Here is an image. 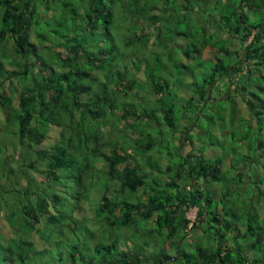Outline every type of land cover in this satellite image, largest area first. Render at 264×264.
Returning <instances> with one entry per match:
<instances>
[{
	"label": "trees",
	"instance_id": "16d2710c",
	"mask_svg": "<svg viewBox=\"0 0 264 264\" xmlns=\"http://www.w3.org/2000/svg\"><path fill=\"white\" fill-rule=\"evenodd\" d=\"M239 1H201L209 13L187 31L180 26L192 24L190 0H0V177L16 174L11 160L21 149L26 184L13 192L29 194L2 206L17 264H28L35 245L77 237L72 226L81 223L99 229L81 230L67 244L68 264H264V173L256 178L264 155V0ZM126 15L123 45H154L162 35L166 51L155 45L123 60L112 25ZM171 39L179 47L165 60ZM233 40L240 49L230 47ZM132 69L151 96L134 89L141 79ZM238 102L245 110L237 114ZM115 116L132 123L134 135L124 134L131 153L110 147L118 139H102ZM228 117L237 126L225 145L219 138L227 137ZM168 131L173 137L164 144ZM207 132L218 135L212 155L206 141L184 151L172 140L193 144ZM50 136V147L37 148ZM30 166L59 188H30ZM59 191L75 197L69 210ZM11 256L0 263L15 264Z\"/></svg>",
	"mask_w": 264,
	"mask_h": 264
},
{
	"label": "rangeland",
	"instance_id": "374dc122",
	"mask_svg": "<svg viewBox=\"0 0 264 264\" xmlns=\"http://www.w3.org/2000/svg\"><path fill=\"white\" fill-rule=\"evenodd\" d=\"M201 1H203L204 3H207V0H190V3L192 5H194V7L189 10V12H190V14H189L190 16L189 17H190V21H192L191 22L192 24L191 25H188V24L181 25L180 28H186L187 31H190V29L193 28V26L195 25L194 23H196V21H198L200 19V17H202V16L204 17V15H206V13H209V11H205V14H203L201 12L200 7H198V4L201 3ZM214 1L215 0H209L208 3H210V5H211V3H214ZM224 1L225 0H222V3H224ZM233 1H236L237 3H241L239 0H233ZM55 6H58V5L56 4ZM242 8L246 9L247 6L243 5ZM41 11H43V10H41ZM50 11H53V9L52 10L50 9ZM39 12H40V6H39ZM43 13L47 16L48 13H49V10H45V11H43ZM128 22H129V19H128V16L126 15V16L123 17V20L121 22L116 20V21L113 22V25H112V31L114 33H116L117 38H118V39H116V41H119V42H117V44H118V46L121 49L120 51L122 52V54H125V56H126V57L122 56L123 60H125V58H126V60H129L130 58L128 57V55L131 54L132 51L133 52L136 51V54L137 53L142 54V53H145L148 49H151L152 46L154 47L155 45H156L157 49L158 48L159 49L160 48H164L163 50L166 51V48L163 47V41H161V38H166V37H164L162 35H160L161 37L159 39L157 38L158 40L155 41L154 45L151 44L152 41H150V40L146 41L147 44L140 42L139 44H137V45L135 44L134 46H132V45H130V46L123 45L122 33L127 30L126 27H127ZM144 22H145V25L148 27V29L154 30V28H152L148 24V20H145ZM161 28H162V23H161ZM161 28L159 27L158 29L161 30ZM158 34H161V33L159 32ZM182 37H184V36H182ZM173 40H175V39H171L170 40V43H169V47L170 48L168 50V53L167 52L165 53V54H167V57H165V60L168 59L169 55L171 56L172 53L175 54L176 51L178 50L179 46L175 45V41H173ZM183 41L184 40H182V42ZM230 47L240 49L237 40H233L231 45H230ZM161 53L164 54L163 51ZM207 53L211 54L212 52L208 51ZM123 63H124V61H123ZM170 63H172V62H170ZM171 67H172V69H175V67L173 65H171ZM131 72L133 73L135 71L132 69ZM135 74H137L138 77L141 79V83L138 84L137 86H135L134 89L139 90L141 93L148 92V91H146L148 89V84L146 82V78L143 77L142 73L135 72ZM145 94L148 95V96H151V94H149V93H145ZM178 106H180V104H178ZM235 109L237 110V114H238V113H242V111L245 110V107L243 106V104L241 102H238V103H236ZM208 111L210 112V110H208ZM204 113H206V110L204 111ZM113 118L115 120L112 121V122L110 121V122L111 123L117 122L116 125H115V128H113L114 130L111 129L108 124L106 126H104V128H105L104 131L105 132H104V135H103L102 139L106 140V142L108 140L109 141H111V140L115 141V140L118 139V144L110 145V147L113 148V149H116L120 153H123L124 150L128 151L129 153H131L132 149L130 148V141L126 137H124V134L127 133L130 136L134 135L133 131H132L131 127H130V125L132 123L131 122L126 123V122L121 121V120L119 121V119H117L118 118L117 116H115ZM200 120L203 122L202 123L203 125L204 124L206 125L207 122L204 119L203 115H201ZM236 121H237V119H233L232 123L230 124L229 117L225 120V123H224L225 129L228 130L227 134H226L227 137L225 138V137L221 136V138H219V140L221 142H223L225 145H228L230 143V141L232 140V136H231V132L232 131L231 130H234L235 126H237L236 123H234ZM211 126H212V123H211ZM217 131L218 130H216V132ZM2 132H0L1 137L4 136ZM57 132H58V129L52 130L51 131V135H54V133H57ZM153 132H155V128L153 129ZM175 134H180V132L176 131ZM195 134L197 135V133H195ZM215 134L210 132V135H209L208 132H207V134L205 133L204 135H202V137H200L199 135H198L199 137L195 136L193 144H191L188 140L183 139L181 137L180 138H173L172 140L175 143L180 142L181 146H182V150H184V151L189 150L190 147H192L193 145H199L200 141H202V140L204 142L206 141L209 144L206 147V149H205L206 150L205 151L206 155H212L213 154L212 153L213 152L212 151V147L215 148L214 145H216L217 143L211 144L210 142L217 140L216 137L218 135L216 134L217 135L216 136ZM156 137L158 138V136H156ZM172 137L173 136H172L171 132L167 133V136L164 138V144H168L169 141H171L170 139ZM258 137L259 138H263L264 137V133L263 132L259 133ZM53 142H54V138H53V136H50L49 138L43 140L40 144H38L37 148H40V147L48 148V147H50V145ZM157 146L158 145L156 144L154 149H156ZM204 148H205V146H204ZM10 149H12V147H10ZM106 150L109 152L110 151L109 147H107ZM162 151H163V148H162ZM10 155L11 154H9L8 156H10ZM153 155H156V152H154ZM228 157H229V155L224 160L223 168H224V171H226V173L229 174V172L227 171L228 170V163H229ZM21 161H22V151H21V149H17L13 153V157H12V160H11V164L13 165V167H15L17 169L16 174L10 173V174H7L5 177H0V199H2V203L0 202V256L12 255L10 260L12 261V263L15 261V264L18 263V258H20V253L10 254V250L7 248V246H10L11 247L10 249L17 250L18 247H17L16 243L11 242V240L8 237H6V236L11 234V232L7 231L6 229L10 230L11 228H9V226L6 224L7 222H6L5 218H4V210H3L2 206H3V201H5V199H7L8 201H11V199L15 200V198L19 199V197H22V196L26 197L27 195H29V194L21 195L19 193V191L18 192H15V191L13 192V190L16 189L18 186H20V187H18V189L19 188L23 189L24 184H26L25 183L26 179L22 178L18 174L19 162H21ZM102 162H103V159L102 158H98L97 160H95L94 163H95L96 166H99V167L101 166L102 167V165H103ZM259 162H264V155L262 156V159L260 161H258V159L256 160V178L259 177L261 172H262L261 174L264 173V170H263V168H261V164ZM45 163L46 162H43V161L40 162L38 164V167L39 168H43L44 166H46ZM165 163H166V159L164 158L163 159V164H165ZM27 170H28L27 173L29 174V176H32L35 179V182H36V183L32 182L30 184V188H32V187L36 188V187H39V186L42 189L43 188L50 189V188H53V186H55V188L56 187L59 188L58 185H56L52 181H50V178L46 176L45 172H40L36 168H34L33 166L28 167ZM160 174H161V178H163V179L171 177L170 172H161ZM104 177H105V175H104ZM103 179L104 178H99L97 180V183L101 184V181ZM15 181H18V182L16 183ZM66 184H67V186H70V188L74 189V187L70 185L71 183L69 182V180H67ZM47 185L49 187H47ZM219 186L220 185L218 183H213V188L215 190L218 189ZM187 187H189V186H187ZM97 191H96V189H92V192H90L91 201L97 200V195H98ZM38 193H39V191H38ZM40 194H43V193H40ZM59 195H60V197H61V199H62L64 204L62 205L61 203L56 201L57 202L56 205L57 206H61L62 205L65 210H69V204H70L69 202L72 199L74 201L75 197L74 198H72V197L68 198V194L66 192L63 193V192H60V191H59ZM81 202L83 203L85 201H81ZM9 204H11V202H9ZM83 204H85V203H83ZM91 205L92 204H90V207H91ZM90 207L85 206L86 212L90 213V209H91ZM195 213H196V206H191L188 209L186 214L191 220H193L195 218ZM63 226H65L68 229L71 228L70 224L68 225V222H67V224H65ZM60 227L62 228L61 225H60ZM89 228L92 231L93 230L96 231V230L99 229V228L94 229V228H96V225L95 224L90 225L89 223H87V226H85V224L83 225V223H81V225L79 227L72 226V230H73V232L75 231V233H76L78 238H81L84 233L87 235L89 233ZM81 230L83 231L82 235H81V232H80ZM47 231H49V230H47ZM47 231H45V230L41 231V232H46V234L41 236L43 239H45L47 237V233H48ZM66 235H68V234H66ZM62 237H64V236L60 237V239L62 241H60V240L59 241L51 240V242H48L45 247H44V245L43 246L42 245L41 246H36L35 245L34 248L32 249V252L30 253V256L29 257L27 256V258L25 260L28 262V264H66V263L68 264V260L66 259L67 255L69 254V249L67 247V244L68 243H73V240L74 239L77 240V237L75 235H73L71 237H67L66 239H63ZM60 247H64V249H62ZM0 264H11V263L10 262L7 263V261H6V262H1ZM72 264H81V263L76 259L75 262H73Z\"/></svg>",
	"mask_w": 264,
	"mask_h": 264
}]
</instances>
